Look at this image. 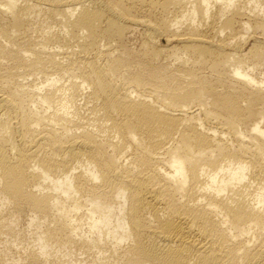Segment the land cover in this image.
Here are the masks:
<instances>
[{"label":"bare ground","instance_id":"6f19581e","mask_svg":"<svg viewBox=\"0 0 264 264\" xmlns=\"http://www.w3.org/2000/svg\"><path fill=\"white\" fill-rule=\"evenodd\" d=\"M24 214L20 264H264V0H0V230Z\"/></svg>","mask_w":264,"mask_h":264},{"label":"rangeland","instance_id":"374dc122","mask_svg":"<svg viewBox=\"0 0 264 264\" xmlns=\"http://www.w3.org/2000/svg\"><path fill=\"white\" fill-rule=\"evenodd\" d=\"M135 38H136V40H135ZM134 38V43L135 44H137V42H138V40L140 39V37H139V35H137L136 37ZM135 46V45H134ZM25 217V218H24ZM28 215L26 216V214H24L22 217H21V219H20V221L17 223V225L13 228V230H11L12 232V234H8L10 231H8L7 232V230L6 229H4V231L2 230H0V249L2 248V246H3V243H4V241H9V240H11L12 239V241H13V244L11 243V245H12V247H11V249L12 250H10V254H11V256H13L12 254H14V257H16V258H19V261L17 262V264H20V262H22V258H23V256H25L28 252H29V248L27 249V247L29 246L30 247V245L31 244H28V243H30V241L32 240V236H33V234H32V232H35V230H36V227L35 226H33L34 224H32L31 226H29L28 227V225H27V223H28ZM6 230V231H5ZM31 230V231H30ZM7 232V233H6ZM31 232V233H30ZM5 233V234H4ZM13 233H15V234H13ZM19 236H24V237H18V235ZM21 233V234H20ZM4 234V235H3ZM7 234V235H6ZM2 235V236H1ZM11 235H13L15 238H12L13 236H11ZM9 237V236H11L10 238L11 239H8V238H5V237ZM17 236V237H16ZM18 238V240H16ZM22 238V239H21ZM3 239V240H2ZM5 239V240H4ZM19 239H20V241H19ZM20 242V244H19V242ZM2 242V243H1ZM15 242H17V243H15ZM22 243H23V245H22ZM18 244V245H17ZM28 244V246H25V245H27ZM15 245V246H14ZM56 248V247H55ZM55 248H53L52 250H51V255H54L55 256V254L59 251V250H55ZM57 251V252H53V251ZM80 249H78V248H76V247H73L72 248V255H71V258L69 259L68 257L66 258V257H61L62 256V254L61 253H57L58 254V256H60V257H58L57 256V254H56V257H57V259H59L60 261H61V264H91L90 263V261H91V258H92V256L89 254V253H82V251H80ZM60 252V251H59ZM52 253H54V254H52ZM90 255V257H89V255ZM63 258V259H62ZM62 259V260H61ZM50 261H51V259H50Z\"/></svg>","mask_w":264,"mask_h":264}]
</instances>
